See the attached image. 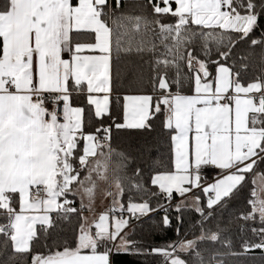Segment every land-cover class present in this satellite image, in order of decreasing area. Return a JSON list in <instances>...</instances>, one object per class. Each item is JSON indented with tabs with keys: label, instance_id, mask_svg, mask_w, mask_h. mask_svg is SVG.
Returning <instances> with one entry per match:
<instances>
[{
	"label": "snow or ice",
	"instance_id": "snow-or-ice-1",
	"mask_svg": "<svg viewBox=\"0 0 264 264\" xmlns=\"http://www.w3.org/2000/svg\"><path fill=\"white\" fill-rule=\"evenodd\" d=\"M257 251L264 0H0V264Z\"/></svg>",
	"mask_w": 264,
	"mask_h": 264
},
{
	"label": "trees",
	"instance_id": "trees-1",
	"mask_svg": "<svg viewBox=\"0 0 264 264\" xmlns=\"http://www.w3.org/2000/svg\"><path fill=\"white\" fill-rule=\"evenodd\" d=\"M173 215H175V213H173ZM159 218V216H157V219ZM192 219V215L189 213H185L184 214V221H185V228H187L189 221ZM169 238L174 239L175 235L174 233H169L168 234ZM155 242L157 243H163L164 241L160 238V237H154ZM253 255L256 256V260L255 261H249L247 258L241 257L238 259L237 264H261V253L259 251H257L256 253H254Z\"/></svg>",
	"mask_w": 264,
	"mask_h": 264
}]
</instances>
